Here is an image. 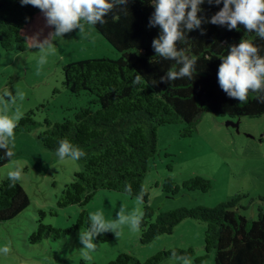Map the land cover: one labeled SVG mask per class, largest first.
<instances>
[{
	"label": "trees",
	"instance_id": "1",
	"mask_svg": "<svg viewBox=\"0 0 264 264\" xmlns=\"http://www.w3.org/2000/svg\"><path fill=\"white\" fill-rule=\"evenodd\" d=\"M223 5L200 7L201 16L210 19ZM39 9L22 6L19 0H0V47L4 51H24L27 48L23 31L32 22ZM154 9L151 0H133L127 10L114 9L106 23L97 24L100 34L119 55L117 59L94 58L65 65L62 69L63 86L76 97L85 94L91 98L95 109L81 107L72 118L52 124L46 120V129L37 135L40 146L55 154L58 139L66 137L86 153L78 162L82 169L76 172L57 198L59 208L78 206L84 208L98 190L124 192V182L132 185L133 197L141 189L143 220L139 240L147 245L162 235H170L186 219L206 225L204 250L209 257L214 253L213 264H264V210L259 209L255 220L241 214L240 196L219 203L214 208L182 207L158 213L149 204V193L143 180L149 163L158 152V133L162 127L183 124L181 138H189L203 113L211 112L229 119L247 117L257 119L264 115V103L250 93L246 103L230 99L219 88L217 69L219 58L227 54L228 45L238 44L242 37L251 39L264 55V40L255 33L246 32L242 25L229 31L226 26L202 24L200 30L187 33L188 42L177 44L196 57L193 79L183 78L159 83L160 77L172 66L155 55L151 42L159 34L158 27H149V17ZM118 16V19H113ZM27 18V19H26ZM136 73L143 78L133 84ZM34 111L27 112L19 121L15 133L34 126ZM3 152L0 151V157ZM10 161L0 159V168ZM163 192L175 196L180 189L185 192H208L211 181L194 176L180 188L172 178L163 182ZM128 196V195H127ZM30 205L21 180L10 186L7 177L0 181V223L17 218ZM88 212L82 210L69 229H58L39 223L30 236L32 244L44 239L60 240L71 232L88 226ZM107 232L94 242L110 241ZM194 256L192 248L162 251L141 263L138 259L120 254L107 264H159L171 252ZM204 258L196 259L201 264Z\"/></svg>",
	"mask_w": 264,
	"mask_h": 264
},
{
	"label": "rangeland",
	"instance_id": "2",
	"mask_svg": "<svg viewBox=\"0 0 264 264\" xmlns=\"http://www.w3.org/2000/svg\"><path fill=\"white\" fill-rule=\"evenodd\" d=\"M51 28L45 26L40 11L23 31L29 37L41 33L47 36ZM78 29L57 39L55 49L50 50L46 62L39 64L38 49L26 43L24 51H4L0 47V96L6 90L23 93V99L15 103H0V114L5 111L18 121L29 111H34V126L15 133L13 159L0 168V181L15 167L23 170L21 185L28 195L30 205L17 218L0 223V264H107L120 254H128L141 263L159 252L192 248L201 264H213L214 253L209 257L204 250L206 225L186 219L178 224L170 235H162L147 245L139 240V230L129 225L120 228V234L108 242L96 243L97 248L85 259L77 240L78 232H71L60 240L44 239L32 244L30 236L39 223L58 229H69L77 215L103 211L107 220L115 218L120 207L139 215L142 203L123 193L98 190L84 208L70 206L59 208L57 198L64 186L82 167L78 161L60 160L54 153L44 150L37 135L52 124L72 118L81 107L95 106L85 94L71 95L63 86L62 69L65 65L94 58L117 59L119 55L94 28L78 35ZM183 124L162 127L158 133V152L149 163L143 187L149 193V204L156 214L174 209L196 206L214 208L219 203L240 196L241 214L255 220L259 209L264 210V115L257 119L242 117L229 119L205 112L198 120L193 135L181 138ZM202 176L211 181L206 193L185 192L183 182ZM172 178L180 186L175 196L163 192V182ZM159 264H174L169 258Z\"/></svg>",
	"mask_w": 264,
	"mask_h": 264
},
{
	"label": "clouds",
	"instance_id": "3",
	"mask_svg": "<svg viewBox=\"0 0 264 264\" xmlns=\"http://www.w3.org/2000/svg\"><path fill=\"white\" fill-rule=\"evenodd\" d=\"M22 6L31 5L41 12L45 26L51 28L47 36L41 39V33L26 37L25 41L31 49H38L40 53L39 64L46 62L47 53L55 49L56 40L74 31L79 30L78 35L86 34V29L95 28L97 24L106 23V17L113 13L114 9L127 10V5L133 0H19ZM207 2L209 5H223L219 11L205 19L201 16V5ZM154 9L149 17L148 26L158 27L159 34L153 38L151 47L155 55L164 61L174 63L163 76L159 83H166L188 78L193 79L196 70V57L187 53L186 48H177V44L187 43V33L200 30L204 35L202 24L208 23L218 26H226L229 31L242 25L246 32L255 33L264 40V0H151ZM114 16L113 19H118ZM27 19V18H26ZM217 69V82L219 88L230 99L239 103H246L250 93L256 94L259 102L264 103V55L251 39L241 38L238 44L228 45L227 54L219 58ZM143 77L136 73L133 84H138ZM23 99V93L19 90L15 94L6 90L0 96V103L8 105L15 103L16 99ZM18 117L13 119L5 111L0 114V151L3 156L0 159L11 161L15 156L14 137L18 126ZM58 147L55 155L60 160L71 159L79 161L86 153L79 145L72 143L68 138L58 139ZM23 170L15 167L7 173L10 186L19 182ZM124 192L133 197L132 185L124 182ZM134 198L142 203L144 191L141 189ZM143 220V213L137 215L128 212L123 206L116 213L115 218L107 220L103 211L90 212L88 226L78 232L77 240L81 245V251L85 259H91L90 253L94 252L97 244L96 238L104 233L111 232L115 236L120 234L123 225H129L131 229L138 231ZM4 254L9 252L8 247L0 249ZM170 259L174 264H193L191 256L187 253L178 254L171 252Z\"/></svg>",
	"mask_w": 264,
	"mask_h": 264
}]
</instances>
